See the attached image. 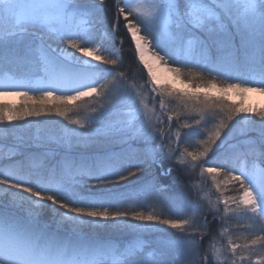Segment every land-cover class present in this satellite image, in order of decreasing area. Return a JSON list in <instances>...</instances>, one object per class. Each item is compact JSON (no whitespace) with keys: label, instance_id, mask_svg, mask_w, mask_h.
Wrapping results in <instances>:
<instances>
[{"label":"snow or ice","instance_id":"1","mask_svg":"<svg viewBox=\"0 0 264 264\" xmlns=\"http://www.w3.org/2000/svg\"><path fill=\"white\" fill-rule=\"evenodd\" d=\"M108 11L106 0H0V68L6 75L0 80V97L34 101L19 108L0 102V133L14 136L25 127L14 122L53 115L91 129L86 134L65 125V134L57 141L62 149L58 160L49 161L47 153L30 154L25 160L9 159L0 165V264H239L245 256L243 251L237 256L238 250L249 252L247 264H251L253 246L264 247V234L236 243L228 218L246 216L264 225V107L228 101L232 92L264 95V0H114V19H109ZM121 28L130 34L138 60L147 70L150 91L161 98L157 101L153 96L150 106L135 84L128 85L108 110L128 102L136 114L91 128L85 120L69 118L79 107L70 102L109 95L108 85L124 79L118 71L123 64L117 47L123 43L117 36ZM45 36L57 46L45 42ZM169 60L173 66H168ZM161 61L172 74L167 83L155 70ZM20 67L44 86L35 88L31 81L7 77L12 68ZM184 81V88L176 86ZM189 85L194 89L185 90ZM37 91L38 96L30 94ZM165 98L195 113L190 115L194 124L179 127L206 134L201 150L182 147L189 141L172 130L181 112L166 113ZM236 117L240 119L229 127ZM217 119L213 130L204 127ZM234 133L243 140L237 141ZM98 139L122 140L127 147L119 155L103 149L89 154L86 150ZM81 147L84 152L74 151ZM13 154L24 155L10 148L8 155ZM166 161L171 167L165 166ZM131 168L141 173L155 168L161 176L176 168L189 178L197 171L201 177L207 173L220 195L213 201L210 192L193 183L195 195L179 198L181 212L176 218H165L155 208L137 210L151 206H129L131 194L115 190L137 175ZM237 170L240 174L234 175ZM221 173L238 184L236 190L242 193L238 198L223 195L217 179ZM93 180L95 184L89 183ZM138 187L153 198L167 192L155 178ZM209 214L220 221L218 235L227 240L225 247L212 241L203 248ZM158 225L177 231L165 230L160 241L144 240L142 234ZM101 230L130 232L135 239L116 241L105 238Z\"/></svg>","mask_w":264,"mask_h":264},{"label":"rangeland","instance_id":"2","mask_svg":"<svg viewBox=\"0 0 264 264\" xmlns=\"http://www.w3.org/2000/svg\"><path fill=\"white\" fill-rule=\"evenodd\" d=\"M107 1L109 3L110 0H106V3H107ZM111 1L113 2V5H114V0H111ZM81 2H83V1H81ZM141 2H147V0H141ZM120 31L121 30H119L117 32L118 38H120V35H121ZM141 35H145L143 29L141 30ZM129 36H130V34H129ZM44 38H47L45 40L47 42H49L52 45V47L55 48L57 46V43L48 40V37H44ZM150 39H151V37H150ZM35 43L38 44L39 41L37 40V41H35ZM123 44L124 43H122V44L118 43L117 47L121 48L122 56H125V52H129V51L128 50L124 51ZM132 44L134 46L133 41H132ZM100 54L107 55V53H104V52H102ZM133 55L136 57L137 67L139 68V70H138V68L136 69L133 65L131 67V64L129 62H127L126 59H122L123 64H122V66H120L118 68V71L122 72L121 68L124 67L127 71H130V72H128V73L123 72L124 73V79H122V80L117 79L116 81H113L111 84L108 85V91L110 93L109 95L112 94V95H115V97L122 95L125 92L128 85L135 84L136 90L144 93V95H146L148 97V102H149V105L151 106L153 96H156L157 101H159V99L161 97L159 95H157L155 92L150 91V89L153 87V85L150 83V78L147 75V70L143 67V65L138 60V57L135 53V47H134V54ZM161 55H163V53H161ZM160 63H161V67L156 68L155 70L157 71V74H158L159 78L161 79L162 83H167V81L172 79V74L167 71V66L164 65L163 61H161ZM168 66H173L171 60L168 61ZM108 67H110V66H108ZM197 70H199V69H197ZM140 71H141V73H140ZM19 74H22V73H19ZM7 77L12 78L14 81H25V82L31 81L30 86L38 88L37 86H33V84L36 83L37 77L31 75L29 70L25 71L22 75H17V74L13 75V74L8 72ZM212 77H216V75L212 74ZM205 78L206 79L209 78L207 76V74L205 75ZM5 79H6L5 73L3 74L0 72V80H5ZM108 79L111 80V77H109ZM219 80L222 81L223 78H220ZM102 83H103V81H102ZM186 83L187 82L184 81L182 83L177 84L176 86L179 88H184V84H186ZM141 86H143V87H141ZM194 87H195L194 85H189V88H187L185 90L194 89ZM30 94L38 96L40 93L37 91V92H32ZM56 95H60V94L56 93ZM229 95L231 97V99L228 101L229 103L243 104L245 107H248V106H253L256 108L264 107V95H262L258 92H250V93L245 94L244 96H241L235 92H232V93H229ZM94 98H99V97H97L95 94H93L92 97H84L79 101H73L70 103L71 104L77 103L80 105H85V103H87L88 101H91ZM23 99L24 98L21 96H7L4 99L0 97V102L11 105V106L16 107V108L22 107L25 104L34 103V101H28V100L23 101ZM50 103L56 104L57 102L51 101ZM165 103L167 105V107L164 109L165 112L167 111V113L173 114V115L177 111L181 112L180 120L179 121H176L175 119L173 120V128H172L173 132L179 130V132L181 134V139L189 138V137H193V136L197 137L200 141L206 139V134H204V135L196 134V132H194L193 129L179 127L180 124L185 123V121H183V119L187 118L190 115H193L192 113L189 114L187 112V110H185L182 106L177 105V103L174 100L170 101L168 98H165ZM113 108H115L116 111L114 113L113 119H111L109 121L111 124L117 123L121 120L130 118V114H136L135 106L131 105L128 102L120 103L119 105H117ZM216 111H217L218 115H221L219 113V110H216ZM157 113L158 114L160 113V109L158 106H157ZM207 118L208 117L206 115V119ZM221 118H222V116H221ZM239 119H240L239 117H236L235 120L229 122V127H231L233 124H235L236 120H239ZM29 121H31V124H29ZM20 122L24 123L22 125L25 126L24 127L25 129H23V128L20 129L18 131L20 133L17 132L15 135L16 143L22 142L20 145L15 144V143L10 142V141H4V142L0 141V145H1L0 146V152H3L10 159L16 155V154H13L11 156L8 155L10 148L14 149V151L16 153H21L22 151L27 153V152H30V150H33V149H31V146H28V144L30 142H28L24 139L21 141V139L18 138L19 135H24V137H26V138L34 139L33 138L34 136L39 135L41 127H47L51 131V132L48 131L49 137L54 138L55 140L52 139L54 141H58V138L65 134V125H67L68 128H77V129L79 128L78 125L69 124L68 120H66L65 118L60 117V116H55V115H53V116H41V117H29L25 121H18V122H14V123L18 124ZM218 123H219V119L212 121L211 123H208L206 125H204V122L202 121V125H204V127H207L209 130H213L215 125ZM191 124H194V122H192ZM33 125H35V126H33ZM0 128L2 129L3 126L0 125ZM200 131H202V129ZM223 131L227 132L228 129H224ZM187 133H193V134L186 136ZM234 135L237 136V141H242V139H241L242 137H239L238 133H234ZM221 138L223 139V135ZM35 140H38V139H35ZM237 141H233V143H236ZM153 143H154V146H159V140H155ZM217 143H219V141ZM31 145H33V144H31ZM39 146H42V145L36 144L35 146H33V147H36L35 151L36 152H43V150L37 149V147H39ZM126 147H127V145L122 140H115V141H111L110 143L106 142L104 147L101 149L109 151L113 154L119 155L121 153V150L126 148ZM44 148H46V150L53 149L50 147H44ZM96 150H100V149L98 148ZM84 151L85 150H81L80 152H84ZM86 151L91 155H96L98 153V152H94V151L88 150V149ZM48 154H50V156H51L53 153L49 152ZM211 156H212V153H209V158ZM203 159L204 158H202V161H203ZM15 161H17V160H15ZM15 161H13V162H15ZM135 161H138V160H135ZM168 163L171 165L170 162H168ZM210 165L211 164H206L205 167H210ZM168 167H171V166H168ZM178 174L181 175L183 178L189 179V177L185 176L181 171H179L176 168H172V170L166 176L171 178V181H175L176 180L175 177H177V178L179 177ZM191 178H194V180L195 179L197 180V183L200 185L201 189L204 192H210L211 199L213 201H215L217 196L220 195V193L217 192V190L215 189L213 181H212L211 176L209 174L205 173L204 176L201 177L199 174V171H197L196 173H194L192 175ZM217 179L219 181H221V187L223 189V195L224 196L237 197L238 198L239 195L242 194L236 190L238 188V184L235 181L229 182L230 178L225 173H221L217 177ZM189 185H191V184H189ZM179 186L187 188L188 184L185 183V185H179ZM192 192H194V191L192 190ZM186 195H192V194L190 193L189 190H185L184 197H186ZM163 201L168 202L167 205H163L161 202V205H163V207L169 208L170 210L176 212L177 214H180L181 207H180V203H179V198L175 199V198L167 197V200L165 199ZM128 205L131 206L133 204H128ZM208 220L210 221L209 228H211V223H215V224H214V226H212V230L208 229L209 234L206 235L203 238V240L201 241L203 248L207 249L208 244L212 241L216 242L217 247H221V248L225 247L227 245V240L221 239L218 235V229L221 226L220 221L219 220L213 221L211 214L208 215ZM137 223H139V222H137ZM158 226H161V225H158ZM252 226H253V221L246 216L230 215L228 218L229 232L232 234L233 241L236 243H240V244L245 243V239H244L245 237L254 238V236L250 235ZM163 228L165 230L173 232V233H175L177 231L175 229H169L168 226H166V225H163ZM163 238H164V236H163ZM260 246L261 245L253 246L254 254L251 255V264H257V261H260V264H264V260H261V257H264V255H263L264 252L259 250ZM241 251H243V255L245 256V261L239 262V264H247L249 252L247 250H238L237 256H239L241 254Z\"/></svg>","mask_w":264,"mask_h":264},{"label":"trees","instance_id":"3","mask_svg":"<svg viewBox=\"0 0 264 264\" xmlns=\"http://www.w3.org/2000/svg\"><path fill=\"white\" fill-rule=\"evenodd\" d=\"M81 1H83V0H81ZM106 4H107L108 9H109V11H108L109 19H114V17H112V9L114 8L113 2L110 0L109 3L107 1ZM120 34H121L120 38L123 40V43H124L123 44L124 51L125 50L129 51V52H125V56H122V57H123V59H126L127 62H129L131 64V67L133 65L137 69L138 67H137L136 57L133 55L134 54V48H133L132 41H131L129 35L125 34V32L122 28H121ZM45 37H47V36H45ZM44 39H47V38H44ZM106 67H108V66H106ZM138 70H139V68H138ZM121 71L124 73L130 72V71H127L124 67L121 68ZM140 73H141V71H140ZM24 100L25 99H23V101ZM113 103H115V95H112V94L106 95L103 97H99V98H94L91 101H88L87 103H85V105H80V104L76 103V105H79V107L74 108L73 111H71L69 113V118H79V119L85 120L86 123H91V128H100V127L107 126L108 124H111L109 121L111 119H113L114 113L116 111V109L113 107L111 108L110 111L108 110L110 105ZM101 105H103V107H101ZM93 108H96L97 111H95V112L91 111ZM101 112L104 113V116L102 118H100ZM192 114L195 115V113H192ZM90 118H98V119L92 120ZM183 121H185L186 123H189V124L194 122V120L191 119L190 116L183 119ZM18 124H24V123L20 122ZM33 126H35V125H33ZM23 129H25V128H23ZM48 131H50L49 128L41 127L39 135L34 136L33 137L34 139L26 138V137H24V135H19L18 138H20L21 141L24 139V140L30 142L28 144V146H31V147L35 146L36 144H40L42 146H46V147H50V148H61L60 145L57 143V141H54L55 140L54 138L49 137ZM78 131L87 134L91 131V129L79 127ZM18 133H20V132H18ZM35 139H38V140H35ZM52 139H54V140H52ZM241 139H243V138H241ZM0 140L10 141V142H13V143L18 144V145H20L22 143V142L16 143L15 135L5 138L2 133H0ZM182 140L189 141V143H187V144H182V147H188L189 151H198V150L202 149V145L200 144V140L195 136L189 137V138H183ZM106 142L110 143L111 141L98 139L94 145H90L88 147V150H96L98 148L101 149L104 147ZM31 144H33V145H31ZM81 150H85V149L83 147L76 149V151H81ZM165 166L168 167L171 165L166 161ZM130 171L137 172V170L135 168H131ZM125 175H127V173H125ZM153 178H155V181L160 186L167 189V192H165V194L163 196H160L157 198L145 196L142 194V189L140 187H138V185H142L146 181H152ZM175 178H176L175 181H171V178H169L167 176H161L156 171L155 168H152L151 170L146 169L144 173L137 172V175L135 177H130L131 182H121L117 188L127 186L126 188H124L125 189L124 192H128L129 194H131L132 198L130 200H135V201H137V203L151 206V207H148V206L141 207V208H138L137 210H142V211L148 212V211L152 210V208H155L156 213L162 214V216L165 218H176L179 214L170 210L169 208L163 207V205L168 204V202H164L163 200H165V199L167 200V197L175 198V199L184 197L185 190H189L190 193L192 194V195H186V197L194 196L195 192H192L191 185L193 183H197V180L196 179L194 180V178L186 179V178H183L181 175H179L178 178L177 177H175ZM89 183L95 184L96 182L93 180V181H89ZM185 183L188 184L187 188L179 186V185H185ZM189 184H191V185H189ZM130 200H128V202ZM161 202L163 205H161ZM173 214H175V215H173ZM134 223H137V222H134ZM214 224L215 223H211V228H209V230L210 229L212 230V226H214ZM101 231L103 233V230H101ZM258 233H259L258 231L251 230L250 235L254 236L255 234H258ZM103 234L105 237H115V236L130 235L133 233H130V232H123V233L107 232V233H103ZM142 235L149 242L160 241L161 239H163V236H165V229L163 228V225L157 226V228H154L150 231H146ZM121 242H124V241L121 240ZM259 250L264 252V247L260 246Z\"/></svg>","mask_w":264,"mask_h":264},{"label":"bare ground","instance_id":"4","mask_svg":"<svg viewBox=\"0 0 264 264\" xmlns=\"http://www.w3.org/2000/svg\"><path fill=\"white\" fill-rule=\"evenodd\" d=\"M1 98H3V99H4V98H6V97H1ZM11 98H12V97H11ZM116 191H119V189H118V188H116Z\"/></svg>","mask_w":264,"mask_h":264}]
</instances>
